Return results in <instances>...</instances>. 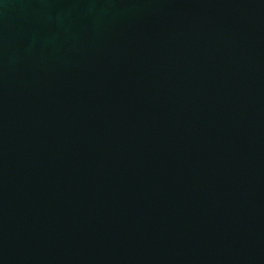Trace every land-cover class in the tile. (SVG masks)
Wrapping results in <instances>:
<instances>
[{
	"label": "water",
	"instance_id": "95a60500",
	"mask_svg": "<svg viewBox=\"0 0 264 264\" xmlns=\"http://www.w3.org/2000/svg\"><path fill=\"white\" fill-rule=\"evenodd\" d=\"M0 264H264V0H0Z\"/></svg>",
	"mask_w": 264,
	"mask_h": 264
}]
</instances>
